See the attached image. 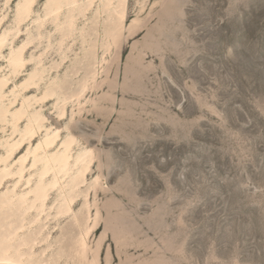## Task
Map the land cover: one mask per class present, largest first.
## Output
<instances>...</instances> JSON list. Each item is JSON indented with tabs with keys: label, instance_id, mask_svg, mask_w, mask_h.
<instances>
[{
	"label": "rangeland",
	"instance_id": "rangeland-1",
	"mask_svg": "<svg viewBox=\"0 0 264 264\" xmlns=\"http://www.w3.org/2000/svg\"><path fill=\"white\" fill-rule=\"evenodd\" d=\"M23 1L0 0V105L16 96L13 111L26 95L59 131L51 150L74 140L89 167L68 212L58 213L60 186L45 209H1L0 248L27 238L42 264H264V0H62L52 13L34 0L20 15ZM18 50L32 60L15 74L7 59ZM3 109L0 160L6 140H23L13 169L46 131L30 142L27 117L14 125ZM32 161L18 193L42 167Z\"/></svg>",
	"mask_w": 264,
	"mask_h": 264
},
{
	"label": "bare ground",
	"instance_id": "bare-ground-1",
	"mask_svg": "<svg viewBox=\"0 0 264 264\" xmlns=\"http://www.w3.org/2000/svg\"><path fill=\"white\" fill-rule=\"evenodd\" d=\"M33 1L34 0H24L22 2L23 8L22 6L20 7V11L22 9L20 15L24 13H30ZM49 1H51L53 4V8L50 11L51 13L57 12L58 9L62 7V0ZM107 1L108 3H111L113 0ZM56 18H58V16H56ZM6 42L7 35L4 33L0 36V55L6 45ZM31 60L32 59L23 58L22 51L18 50L11 52L7 62L12 68V73L19 74L28 70ZM36 77H41V72L38 69L35 70V72L25 80L23 87L28 88L33 84L37 85L38 82L35 80ZM7 82V77L0 75V98L5 96L4 88L7 85ZM16 89L17 85L15 84L14 88L10 90V92L15 95ZM47 96L48 92L45 91L40 99L44 100L47 98ZM16 100L17 98L15 96L14 99H9L8 103L6 104L1 101L0 108H4L2 112L4 118L8 120L7 115L9 114L11 116V122L15 125L21 118L27 117L28 122L26 124L24 133L22 131L19 132L21 133L22 137H24L26 134H29L31 137L30 142L39 135V132H41L42 129H45L46 132L34 147L17 159V167L13 169H10L9 167V160H11L15 152L21 147L23 140L21 141L17 139L15 141H5V145L8 147V149L7 156L0 160L3 162V167L0 168V186L4 181V178L8 175L16 177V180L12 190H7L1 194L0 210L5 209L3 214H5L6 218H9L10 216H16L20 210L25 214L30 209H45L47 207L46 202L50 196V190L60 186V197L55 200V203L59 202L57 207L62 209L58 213L61 214L68 212L72 210L71 204L75 200V196L72 192L76 187H78L81 179L84 177L85 172L88 170V152L83 150L75 156L72 148L74 145V140H64L61 143V147L59 149L52 151L51 147L57 141L59 131H55L54 133L50 134V128L45 125V117L40 113V111L34 110L33 112H29L31 103L26 95L22 96L21 107L12 111L10 108L16 102ZM29 155H33L31 168L36 167L39 163H42V167L37 169L34 173L30 172L29 176L26 178L28 190L18 193L15 188L25 178V171L27 168L26 162L29 158ZM73 161V166L78 169L77 171H75V169L73 170ZM53 170L57 171L51 178H49L48 175ZM60 174H63L65 177L63 182L60 181ZM64 203L65 205H63ZM13 224L14 221L10 220L8 222V228L12 227ZM3 225L4 224L2 223L0 227ZM24 227V223L16 226L14 231L7 235L6 240H18L19 237L22 236L20 229ZM52 238L53 237H50L49 240H52ZM32 242L33 246L37 243L36 239L32 240ZM51 242L52 241H49V244ZM28 243L29 239L26 238L17 244H5L4 247L0 248V260L5 262L4 264H42L40 257L38 259L31 260L35 257V254H37V249L32 246L29 249L25 248L24 246H27ZM85 246L86 240H82L81 249L84 250L86 248ZM45 250L46 249L43 250L42 254L45 253Z\"/></svg>",
	"mask_w": 264,
	"mask_h": 264
}]
</instances>
